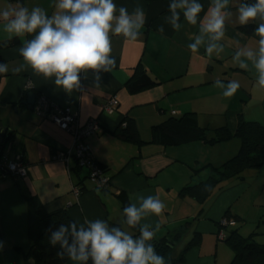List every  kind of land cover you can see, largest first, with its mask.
Instances as JSON below:
<instances>
[{
  "label": "crops",
  "instance_id": "0c3cea01",
  "mask_svg": "<svg viewBox=\"0 0 264 264\" xmlns=\"http://www.w3.org/2000/svg\"><path fill=\"white\" fill-rule=\"evenodd\" d=\"M114 2L130 13L137 7L143 9L142 35L136 41L112 35L110 55L115 63L111 70H87L82 73L80 87L71 92L31 69L14 74L12 69L23 63L18 49L32 36L8 40V34L0 30V56L9 68L7 74L0 76V123L6 135H11L0 148V157L11 161L19 158L27 170L25 177L0 174V264H35L25 257L31 242L27 197L39 202L46 213L64 210L71 221L82 223L99 218L132 231L122 225L118 199L121 192L128 203L138 205V197L149 195L164 203L165 209L159 216L149 214L141 224L150 228L159 224L154 243L179 233L170 252L172 258H177L188 242L198 237V243L185 251L178 264H229L233 251L217 238L218 222L224 215L233 221L227 226V233L236 229L242 237H252L264 244V157L260 167L245 169L239 176L220 182L200 202L180 191L206 181L213 167L235 156L239 138L213 143L198 139L171 146L154 141L152 127L186 113L195 114L207 138L220 127L233 131L239 114L245 120L264 125V90L256 87L258 73L251 62L247 69H241L233 59L238 48L256 50L260 37L254 30L246 35L240 29L236 12L240 0H231L232 15L225 21L224 38L217 42L223 51L209 57L205 52L210 42L207 35L197 53L187 45L199 34V20L210 0H199L204 11L198 16L197 25H189L181 15L179 31H174L167 21L169 0ZM9 5L29 9L39 6L49 14L54 11L53 0H0V7ZM258 22L249 24L253 23L255 29ZM161 27L163 32L159 31ZM138 67L154 84L129 93L125 83ZM216 80L225 84L235 80L240 88L232 97H224ZM28 92L41 94L57 106H69L78 114L80 123L98 120L99 130L88 136L86 142L109 177L106 189L94 188L87 170L78 168L72 157L67 163L52 159L59 150L72 146V135L24 105ZM112 95L117 97L118 105L113 112L106 113L102 105ZM128 120L135 125L139 141L119 136L121 122ZM73 188L79 190L77 195ZM135 234H139L138 228Z\"/></svg>",
  "mask_w": 264,
  "mask_h": 264
},
{
  "label": "clouds",
  "instance_id": "9594fccd",
  "mask_svg": "<svg viewBox=\"0 0 264 264\" xmlns=\"http://www.w3.org/2000/svg\"><path fill=\"white\" fill-rule=\"evenodd\" d=\"M230 4L231 0H210L204 11L199 0H169L167 21L174 31H179L181 15L189 25L195 26L204 11L199 20V34L187 47L197 53L207 35L210 42L205 52L211 57L213 52L223 51L217 42L225 36V21L232 15ZM53 5L52 14L39 6L0 7V30L8 34V40L26 34L32 36L18 49L23 63L12 69L14 74L31 69L38 76L53 79L66 92L80 87L82 73L87 70H111L115 63L110 55L112 35L136 41L145 24L142 8L130 13L126 7H118L114 0H53ZM236 12L240 26L259 21L254 31L260 39L256 50L238 48L233 59L241 69H247L251 62L258 73L256 87L264 90V0H240ZM159 31L163 32V27ZM8 72V65L0 62V75ZM215 84L223 89L224 97H232L240 88L235 80L226 84L216 80ZM138 201V205L129 203L122 210V225L132 231L99 218L60 223L48 238L50 246H58L56 257L67 258L71 264H169L156 251L154 243L159 224L155 228L141 224L149 214L159 216L165 205L151 195L138 197Z\"/></svg>",
  "mask_w": 264,
  "mask_h": 264
},
{
  "label": "trees",
  "instance_id": "16d2710c",
  "mask_svg": "<svg viewBox=\"0 0 264 264\" xmlns=\"http://www.w3.org/2000/svg\"><path fill=\"white\" fill-rule=\"evenodd\" d=\"M240 29L246 35H251L254 30V24L250 23L240 27ZM10 43H14V41ZM0 62H3L1 56ZM153 84L154 82L147 73L138 67L125 83V88L129 93H136L151 87ZM117 131L119 136L124 140L131 141L135 139L139 141L136 127L130 120L122 121ZM234 136L240 140V147L237 154L220 166L213 167L212 173L206 181L185 186L180 191L182 195H189L200 202L204 201L210 195L213 188L220 182L231 177L239 176L245 169L261 166L264 157V125L245 120L239 114L236 127L233 131L227 127H220L213 131L212 137L207 138L205 129L198 125L195 114L186 113L178 118L171 117L164 123L152 127L153 140L171 146L198 139L213 143L225 141ZM10 137L11 135L9 134L5 135L3 142L0 144L1 149ZM97 164L105 171L103 166L98 162ZM118 199L121 202L123 210L129 204L127 198L121 192L118 195ZM26 201L29 207L28 230L30 232L31 242L25 252V257L32 259L35 264H64L68 259L59 260L56 257L55 253L58 251V246H50L48 238L50 231L54 230L60 223H68L71 220L65 214L64 210L46 213L42 205L33 197H27ZM223 217L229 219L227 215ZM226 228H224V238L222 240L233 251V257L229 264H264V244L255 242L252 237H242L236 229H231L227 233ZM178 237L179 233L171 239L155 243L156 251L163 255L166 261H171L174 264L180 263L184 258L185 251L190 246L198 243V237L196 236L188 242L177 258H172L170 252Z\"/></svg>",
  "mask_w": 264,
  "mask_h": 264
},
{
  "label": "built area",
  "instance_id": "2783aa9c",
  "mask_svg": "<svg viewBox=\"0 0 264 264\" xmlns=\"http://www.w3.org/2000/svg\"><path fill=\"white\" fill-rule=\"evenodd\" d=\"M117 105L118 99L115 95H112L103 103L102 110L106 113H111L116 109ZM32 108L40 118L53 121L59 128L72 135V146L69 149L59 150L52 156V159L67 163L69 158L72 157L77 167L87 170V178L94 188L100 190L106 189L109 186V177L98 166L93 150L86 142L88 136L99 130L100 125L98 120L89 119L85 123H80L78 114L71 111L69 106L52 104L41 94L35 96ZM172 113L175 114L176 112L172 111ZM0 172L3 177L7 175L14 178L25 177L27 174L26 166L19 158L11 161L5 156L0 157ZM72 190L76 195L79 193L77 188H73ZM231 223L233 221L230 218L222 217L220 219L217 231V238L219 240L224 238V228Z\"/></svg>",
  "mask_w": 264,
  "mask_h": 264
},
{
  "label": "water",
  "instance_id": "95a60500",
  "mask_svg": "<svg viewBox=\"0 0 264 264\" xmlns=\"http://www.w3.org/2000/svg\"><path fill=\"white\" fill-rule=\"evenodd\" d=\"M35 100V94L33 92H28L25 101L23 104L26 105L29 109H32L33 103ZM6 132L4 131V127L0 123V144L3 142Z\"/></svg>",
  "mask_w": 264,
  "mask_h": 264
},
{
  "label": "rangeland",
  "instance_id": "374dc122",
  "mask_svg": "<svg viewBox=\"0 0 264 264\" xmlns=\"http://www.w3.org/2000/svg\"><path fill=\"white\" fill-rule=\"evenodd\" d=\"M186 240V239H185ZM181 245H183V244H181Z\"/></svg>",
  "mask_w": 264,
  "mask_h": 264
}]
</instances>
